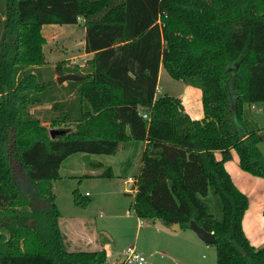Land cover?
I'll use <instances>...</instances> for the list:
<instances>
[{
	"label": "trees",
	"instance_id": "16d2710c",
	"mask_svg": "<svg viewBox=\"0 0 264 264\" xmlns=\"http://www.w3.org/2000/svg\"><path fill=\"white\" fill-rule=\"evenodd\" d=\"M0 1V264H107L104 249H69L51 182L70 155H114L132 139L145 142L133 177L136 218L180 229L194 222L213 234L216 264H264V246L242 228L248 199L224 168L235 151L240 170L264 179V133L250 112L264 103V0ZM80 23L91 57L38 70L42 26ZM160 68L200 90V120L161 93ZM65 74L80 79L57 84ZM42 105L48 127L30 112ZM97 177H112L111 168ZM208 193L215 214L201 199Z\"/></svg>",
	"mask_w": 264,
	"mask_h": 264
},
{
	"label": "rangeland",
	"instance_id": "374dc122",
	"mask_svg": "<svg viewBox=\"0 0 264 264\" xmlns=\"http://www.w3.org/2000/svg\"><path fill=\"white\" fill-rule=\"evenodd\" d=\"M2 4L0 1V5ZM54 26L58 36L47 43L46 69H52L51 66L61 60H67L68 65L69 63L83 65L85 61L80 57L84 51L85 41L83 24ZM185 87L187 88L188 85L171 78L163 68L160 69L158 89L163 94L178 97L184 94ZM32 114L44 125L49 126L48 121L52 116L49 108L33 110ZM258 123L261 124L260 121ZM263 148L264 142L259 145L264 156ZM232 152L237 157L235 151ZM141 153L142 141L132 139L120 145L114 155L77 153L70 155L61 163L59 178L51 182V192L60 213L58 225L67 235L69 249L93 251L97 250L99 245H103L107 248V264H122L126 256L125 251L129 247H133L144 257V264H216L215 247L204 243L191 229L172 231L158 220L147 223L133 215V183L127 180L133 179L138 174ZM11 167L17 182L23 183L25 176L18 163L12 161ZM107 167L111 168L112 177H97ZM242 173L241 182L257 180L258 185L252 186L248 194L244 193L248 199V208L250 205L254 207L252 190H257L264 199V186L261 184L264 179L243 171ZM238 182L236 180L235 184L237 185ZM74 194L79 195L86 205L76 204ZM201 199L210 213L215 214L212 194L208 193ZM43 206V202L34 200L33 207L41 209ZM24 209L27 210V207ZM253 221L256 227L251 229L252 233H257L263 238L262 211L253 213ZM245 227L248 231V225ZM250 235L251 233L248 232L245 234L246 237ZM247 239L249 240L248 237ZM262 246L264 245H258L256 248Z\"/></svg>",
	"mask_w": 264,
	"mask_h": 264
},
{
	"label": "crops",
	"instance_id": "0c3cea01",
	"mask_svg": "<svg viewBox=\"0 0 264 264\" xmlns=\"http://www.w3.org/2000/svg\"><path fill=\"white\" fill-rule=\"evenodd\" d=\"M3 8H4L3 4L0 5V41H1L2 33H3V21L5 19ZM41 34L46 40V43L43 45V54H44V62H45V49H46L47 43L50 39L57 37L58 32H57L56 27L54 25H44L41 28ZM80 57L83 58L82 59L83 61H86L91 57V54L84 53V51H83V54H81ZM79 66H82V65H79ZM51 67H54V66H51ZM37 68H38V70H44L45 64H44V66H39ZM159 72H160V70H159ZM159 93H160V91H158V94ZM200 95H201V93H200L199 89L188 86L187 88L185 87L184 94L177 97L181 100V104H182L184 112L187 113L189 115V117L191 119H194V120H200L203 117ZM44 108H49V105L32 107L30 109V112L32 113L33 110H40V109H44ZM83 109H84V111H90V106L87 102H85L83 104ZM250 112L253 115L258 127L260 129H264V117H263L264 116V103L251 105ZM258 121H260L261 124H259ZM127 134L129 135V131L127 132ZM144 144H145V142H142V150H143ZM263 151H264V148H263ZM216 157L219 158L218 153H216ZM224 168L226 169V171L230 175L234 184H235L236 180L239 181L237 185L235 184V186H237L241 192L248 194L251 191L252 186L258 185L257 180H254V179H253V181H250V180H246V181L242 180L243 182L240 181V179L243 178L242 177L243 173L240 170V168L238 167V158L236 157V155L233 152H232L231 160L224 163ZM261 184H262V186H264V182ZM252 193L254 195L253 196L254 207L252 205H250V207L246 210V212L243 216V220H242V227H243V231L245 234H247V232L251 233V235L247 236V237L250 240V244L256 248L258 245H264L263 244L264 237L262 238L261 235H258L257 233H252V231H251V229H255V227H256L255 224L253 223L254 222L253 221V213L263 210V208H264L263 200L264 199L260 196V194L257 193V190H252ZM245 225H248V231L246 230ZM171 230L172 231H179L180 228L178 230H173V229H171ZM65 236L67 239L66 234H65ZM67 241H68V239H67ZM68 243H69V241H68ZM99 249L105 250L106 258H107V255H108L107 250H106L107 248H105V246H103V245H99L97 250H99Z\"/></svg>",
	"mask_w": 264,
	"mask_h": 264
},
{
	"label": "water",
	"instance_id": "95a60500",
	"mask_svg": "<svg viewBox=\"0 0 264 264\" xmlns=\"http://www.w3.org/2000/svg\"><path fill=\"white\" fill-rule=\"evenodd\" d=\"M78 79H80V77H78L76 75H73V74H65V75L56 77V83L57 84H61V83H64L66 81H74V80H78ZM58 133L59 134L60 133L62 134L63 132L51 130L50 131L51 138H53ZM170 228L173 229V230H178L179 229V226H178V224H173ZM190 229L192 231H194L195 234L198 236V238L200 240H202L204 243H206V244H213L214 238H213V234L212 233H209V232L205 231L201 227L197 226L194 222H192L190 224Z\"/></svg>",
	"mask_w": 264,
	"mask_h": 264
},
{
	"label": "built area",
	"instance_id": "2783aa9c",
	"mask_svg": "<svg viewBox=\"0 0 264 264\" xmlns=\"http://www.w3.org/2000/svg\"><path fill=\"white\" fill-rule=\"evenodd\" d=\"M143 118H147L145 114L142 115ZM264 133V129H263ZM130 183H133V179L129 178L127 180ZM125 260L122 262V264H144L145 259L142 255L138 254L133 247H129L125 251Z\"/></svg>",
	"mask_w": 264,
	"mask_h": 264
}]
</instances>
